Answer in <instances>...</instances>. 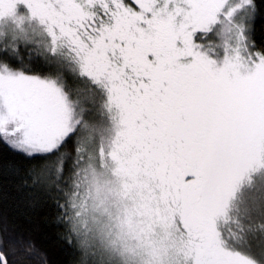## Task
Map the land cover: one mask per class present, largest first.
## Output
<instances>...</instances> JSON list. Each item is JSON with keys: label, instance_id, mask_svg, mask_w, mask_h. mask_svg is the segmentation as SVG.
I'll return each instance as SVG.
<instances>
[{"label": "snow or ice", "instance_id": "1", "mask_svg": "<svg viewBox=\"0 0 264 264\" xmlns=\"http://www.w3.org/2000/svg\"><path fill=\"white\" fill-rule=\"evenodd\" d=\"M264 0H0V179L74 264H264ZM46 254L0 212V264Z\"/></svg>", "mask_w": 264, "mask_h": 264}, {"label": "trees", "instance_id": "2", "mask_svg": "<svg viewBox=\"0 0 264 264\" xmlns=\"http://www.w3.org/2000/svg\"><path fill=\"white\" fill-rule=\"evenodd\" d=\"M256 39L264 40V21L257 25ZM30 200L18 181L0 179V212L35 241L46 254L48 264H74V254L61 239L62 230L54 222L52 209L42 202L33 205ZM27 264H39V258Z\"/></svg>", "mask_w": 264, "mask_h": 264}]
</instances>
